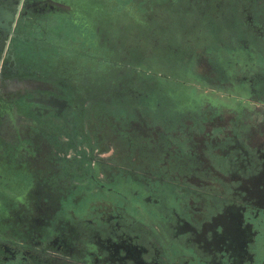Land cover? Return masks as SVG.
I'll return each instance as SVG.
<instances>
[{"label": "flooded vegetation", "instance_id": "af4514ba", "mask_svg": "<svg viewBox=\"0 0 264 264\" xmlns=\"http://www.w3.org/2000/svg\"><path fill=\"white\" fill-rule=\"evenodd\" d=\"M0 264H264V0H0Z\"/></svg>", "mask_w": 264, "mask_h": 264}, {"label": "rangeland", "instance_id": "374dc122", "mask_svg": "<svg viewBox=\"0 0 264 264\" xmlns=\"http://www.w3.org/2000/svg\"><path fill=\"white\" fill-rule=\"evenodd\" d=\"M79 24H80V23H78V22H74V21L71 23V25L73 26V29L76 30V31H75L76 34H78V33H79V30H80V28L78 27ZM83 29H84V28H83ZM75 33H74L73 36H76Z\"/></svg>", "mask_w": 264, "mask_h": 264}]
</instances>
